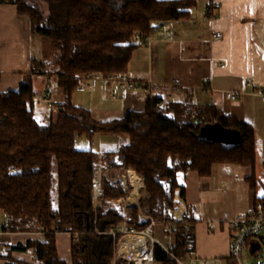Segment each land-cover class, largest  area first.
Returning <instances> with one entry per match:
<instances>
[{"label": "trees", "instance_id": "1", "mask_svg": "<svg viewBox=\"0 0 264 264\" xmlns=\"http://www.w3.org/2000/svg\"><path fill=\"white\" fill-rule=\"evenodd\" d=\"M12 2L27 15L32 36L46 43L54 55L61 100L47 123L35 116L37 96L32 76L24 75L16 90L0 92V212L6 233H39L24 243L0 239L3 264H21L12 252H31L41 264H114L124 227L137 233L151 222L172 225L169 245L153 244V264H179L195 249L197 218L186 210L175 219V194L185 200L179 174L190 171L209 176L216 164H238L250 169L245 177L255 188V135L248 122L199 104L188 89H172L178 98L149 95L138 110L121 117L95 121L90 111L72 102V94L88 73L107 76L125 72L132 52L161 25L185 20L195 0H0ZM41 3H44L45 10ZM206 15H209V13ZM210 16V15H209ZM48 57L43 51V56ZM39 71L48 65L32 60ZM214 126L235 132L238 144L225 146L205 140L202 129ZM120 134L125 143L114 151H81L74 147L82 134ZM101 167L104 195L94 203L91 176ZM132 169L141 178L146 196L138 205L123 202L132 190L117 180L116 171ZM100 170V168H99ZM133 171L129 174L140 179ZM264 204V198H255ZM69 233L70 262L60 259L56 234ZM162 247H168V252ZM230 261V259L228 258Z\"/></svg>", "mask_w": 264, "mask_h": 264}, {"label": "crops", "instance_id": "2", "mask_svg": "<svg viewBox=\"0 0 264 264\" xmlns=\"http://www.w3.org/2000/svg\"><path fill=\"white\" fill-rule=\"evenodd\" d=\"M195 2L188 18L166 22L158 34L146 37L133 50L125 72L140 83L138 88L128 90L95 81L90 89L121 106L119 110H107L100 121L140 109L149 95L162 94L168 100L178 98L172 89L184 88L193 92L197 103L212 104L251 124L256 145L253 191L245 180L250 169L243 165L216 164L209 176L194 171L182 174L185 200L181 215L191 210L198 220L194 228L195 249L188 258H209L216 264L224 261L231 264L228 222L250 212L255 198H264V0ZM215 33L220 37H214ZM32 42L29 17L18 14L14 3L0 1V92L16 90L27 74L32 76L37 96L51 88L52 103L35 106L37 120L47 123L56 115L54 106L61 100V93L56 75L48 67L32 71L35 59ZM84 83L81 80L80 84ZM227 93L235 94L236 98H226ZM223 135L225 143L220 139L219 142L225 146L240 141L235 132L226 131ZM5 225L6 215L0 212V239L12 245L40 236L39 233H6ZM70 242L69 233L56 234L58 256L67 263ZM11 256L21 264H41L31 252L14 251ZM0 264H3L1 258Z\"/></svg>", "mask_w": 264, "mask_h": 264}, {"label": "built area", "instance_id": "3", "mask_svg": "<svg viewBox=\"0 0 264 264\" xmlns=\"http://www.w3.org/2000/svg\"><path fill=\"white\" fill-rule=\"evenodd\" d=\"M209 12V10H208ZM208 14V13H207ZM162 28H165L166 25L163 23L161 25ZM216 38L220 37L219 33H215L213 35ZM33 72H38L36 67H32ZM84 84H79L77 89L79 91L86 90L87 88H92V83L95 81H105L109 84H115L122 88H126L128 90L136 89L140 86V83L132 80L126 72L113 73L107 76H102L99 73H88L84 74L81 77ZM226 98L234 99L236 95L233 93H227ZM262 100L264 101V89ZM52 103V89L46 88L42 94L36 96L34 99V104L36 107H42L44 105H50ZM91 193L94 203L98 202V200L104 195L102 189V175L98 167H94L92 170L91 176ZM184 213L181 217H184ZM153 222L144 230L139 233L130 230L127 231L124 227L112 228L110 229V233H121L123 238L119 241V246L114 257V264H132V262L127 258L124 259L120 254V244L123 240H125L130 236H138L139 234H151ZM228 227L230 230L229 237V259L231 264H246L244 260V254L246 251H251L254 245L259 244L261 237L260 234L264 227V204L261 201H255L253 203L252 209L250 212L244 215L237 216L228 222ZM173 229L172 225H168V230L171 232ZM151 243L148 244L145 239L146 248L144 254L140 256V258H144L141 260L139 264H153V256H152V248L153 244L157 243L153 237H150ZM164 251L168 252V247H162ZM254 253V252H252ZM179 264H216V262L209 258H186V259H176Z\"/></svg>", "mask_w": 264, "mask_h": 264}, {"label": "rangeland", "instance_id": "4", "mask_svg": "<svg viewBox=\"0 0 264 264\" xmlns=\"http://www.w3.org/2000/svg\"><path fill=\"white\" fill-rule=\"evenodd\" d=\"M41 5L45 10L44 3H41ZM43 51L48 56L49 47L46 46V43H44L42 46V41H41V38L39 36H37V35L33 36L32 53L34 55V58L36 59V61L38 63L41 60H43L48 65V69L53 71L54 74L56 75V72L54 70L55 69V67H54V59H55L54 55L49 54V56L45 58V55L43 56ZM41 57H42V59H41ZM88 90H91V89H87L85 92H78L77 90H75L73 92V95H72V101H73V104H75V105L78 104V105H82L81 107L89 108L91 110V111L89 110L91 117L95 121L102 120L103 115L106 113L107 110L110 111L112 109H114V110L120 109L121 106H117V105L113 104V101L111 99H109L108 97H106L105 95L100 97L99 95H97L96 92H93V90H91V91H88ZM92 109H94L95 111H92ZM34 111L36 112L35 109H34ZM96 119H98V120H96ZM226 131L227 130H225V129H220L221 134L219 135V139L222 141V143H225L223 133ZM126 139H127V137L125 135H120V134H107V133H99V132L93 134L92 136H89L88 134H82L81 136H79L75 139L74 147H75V149L81 150V151L93 150L95 152L102 153V152L114 151V150L118 149V147L120 145L125 143ZM99 168H100V172L102 174L101 167L99 166ZM126 170L127 169L125 168L123 170L116 171L114 177L112 178V181L116 182L117 180H120L124 184L125 187L130 186L132 188V185L129 183V181L126 178L127 177V171ZM135 174H136V172H135ZM140 180H141V178H140ZM178 181L180 183H182V174L181 173L178 176ZM132 191H133V188L129 192V194ZM129 194H128V196H129ZM128 196L126 197L125 200L118 199V200H115L113 202H119V203L123 202L126 205L132 204L128 201ZM145 196H146V194L143 190V183L141 180V189H139V191L137 192L138 201L136 202V204L135 203L134 204L138 205L139 201L141 199H143ZM175 200H176L177 205L173 211V217L175 219H179L181 217V213H182V209H183V203L179 199L178 191H176ZM138 236H143L146 239V242L148 244L151 243L150 237H152V236L157 241H159L163 244H166V245L170 244L171 238H172L170 231L168 230V226H162L158 223L154 224L152 236L150 233L148 235L147 234H145V235L139 234ZM260 237H261V240H260L259 247H258L257 251L254 253H252L249 250L245 252L244 260H245L246 264H264V227H263V230L260 234ZM223 264H229V263H227V261H224Z\"/></svg>", "mask_w": 264, "mask_h": 264}, {"label": "bare ground", "instance_id": "5", "mask_svg": "<svg viewBox=\"0 0 264 264\" xmlns=\"http://www.w3.org/2000/svg\"><path fill=\"white\" fill-rule=\"evenodd\" d=\"M126 178L133 188L128 196V201L136 204L138 201L137 192L141 189V180L129 174V171H127ZM145 248L146 244L143 236H130L121 242L119 251L124 259L128 258L132 264H139L144 259L140 256L144 254Z\"/></svg>", "mask_w": 264, "mask_h": 264}, {"label": "water", "instance_id": "6", "mask_svg": "<svg viewBox=\"0 0 264 264\" xmlns=\"http://www.w3.org/2000/svg\"><path fill=\"white\" fill-rule=\"evenodd\" d=\"M220 129L214 126H206L202 129L201 136L205 140L209 141H219ZM259 247V244H256L252 248V252H255Z\"/></svg>", "mask_w": 264, "mask_h": 264}]
</instances>
